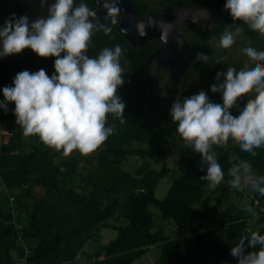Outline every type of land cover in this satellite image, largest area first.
<instances>
[{
    "label": "trees",
    "instance_id": "16d2710c",
    "mask_svg": "<svg viewBox=\"0 0 264 264\" xmlns=\"http://www.w3.org/2000/svg\"><path fill=\"white\" fill-rule=\"evenodd\" d=\"M160 2L168 10L175 5L192 8L211 5L221 14L220 21L211 28L217 37L221 38L225 26H239L241 32L253 39L255 50L264 52V35L251 30L245 22L233 19L224 8L226 0ZM81 3L88 8L95 6L93 0H74L73 7ZM135 10L139 20L149 9L144 6V9L136 7ZM12 14L17 18L40 15V0H0V16L6 20ZM113 19L116 23H112ZM90 21L94 28L85 55L96 58L103 49H114L117 45L122 49L120 65L124 69L125 83L118 88L117 95L125 104L124 123L115 114H107L105 126H113V134L93 151L95 163L83 173L80 155L59 156L61 151L44 145L39 137L28 150H22L20 128L0 145V178L15 196L12 207L0 205V264H18L23 257L26 264L74 262L89 242L97 247L86 255L85 264H130L151 247L159 252L153 264H237L230 249L253 232L247 219L253 216L254 201L264 208V196L251 189L253 197L244 210L238 207L240 194L218 213L199 205L204 184L208 182L200 177L206 175L207 165L195 160L194 151L184 140L179 173L162 199L155 196V187L167 172L166 160L176 152L175 135L178 134L177 124L169 111L156 109L154 105L145 108L149 100L145 91L144 64L161 43L154 41L141 48H132L117 30L118 16L107 17L104 27L95 18ZM106 28L111 30L106 32ZM55 59L41 58L29 48L18 54L0 56V91L12 86L16 74L24 70L34 73L44 69L51 77ZM248 64L253 68L256 64L264 65V61L249 58ZM5 116L16 118L10 111H5ZM231 142L229 139L226 144L213 145L211 149L224 172V179L218 186L231 179L229 169L242 161L248 162L252 171L246 174L241 170V181L245 175H251L259 183V177L264 176V146L254 149L256 155L253 156ZM131 156L142 161L134 171L122 166ZM155 156L162 159L160 169L147 163ZM23 185L26 188H22ZM35 187L40 188L37 194ZM227 190L228 187L223 189L219 201ZM150 204L159 209L161 218L186 229L192 236L171 237L161 227L155 228ZM249 208L252 211H248ZM258 212V220L264 223V211L258 209ZM113 217L120 222L108 224ZM102 227L116 230V235L99 244ZM256 233L264 235V224ZM258 249L259 245L252 250Z\"/></svg>",
    "mask_w": 264,
    "mask_h": 264
},
{
    "label": "clouds",
    "instance_id": "9594fccd",
    "mask_svg": "<svg viewBox=\"0 0 264 264\" xmlns=\"http://www.w3.org/2000/svg\"><path fill=\"white\" fill-rule=\"evenodd\" d=\"M73 3L74 0H55L48 8L47 18L31 23L25 15L17 18L12 14L0 28V56L29 48L41 58H56L51 77L44 69L17 73L12 86L2 89L5 102H0V108L6 111L7 102L13 103V114L24 136H38L44 145L62 150L65 156L74 150L85 155L95 151L114 131L113 126H105L107 114H115L124 123L125 109L117 95L118 88L125 83L120 65L122 49L117 45L103 49L96 58L85 55L94 28L89 17L95 13L86 4L73 7ZM103 7L113 17L120 12L116 0H105ZM224 8L233 19L264 35V0H226ZM138 32L145 36V25H138ZM233 43L234 35L230 32L220 39L223 48ZM243 51L252 61H264V52L251 47ZM196 58L207 61L204 53H197ZM221 75L223 82L214 83L210 91L221 93L222 103L211 102L207 93L200 91L182 101L177 99L170 111L178 135L207 165L206 175L200 179L208 181L211 188L224 179L216 154L211 151L213 145H223L231 139L241 151L253 156L254 149L264 146V65L256 64L238 72L229 68L217 73V81ZM250 91L256 93L254 99L246 103L238 116H233L230 109ZM241 170L250 173L251 165L242 161L229 169V183L234 188L241 187ZM243 179L253 191L264 196V176L259 177V183L251 175ZM257 245L259 249L253 251ZM230 255L237 264H264V235L251 232L242 237L230 249Z\"/></svg>",
    "mask_w": 264,
    "mask_h": 264
},
{
    "label": "rangeland",
    "instance_id": "374dc122",
    "mask_svg": "<svg viewBox=\"0 0 264 264\" xmlns=\"http://www.w3.org/2000/svg\"><path fill=\"white\" fill-rule=\"evenodd\" d=\"M131 1L135 3V6L138 9H144L145 6L149 9L151 15L156 18L164 19V12L169 11L164 9L160 0ZM206 8L215 9L211 5ZM214 12L215 14L213 16V20L207 29L205 28V20L207 18L200 21L189 22L182 26L187 45L182 43H178L177 45V51L181 57L180 62L166 67L160 66L155 62L150 64L148 70V91L152 97V105H154L156 109L167 110L170 112L173 103L177 99L182 101L187 97L198 94L200 91L207 93L211 102L222 103L221 93H212L210 91V88L214 83L223 82L224 77L222 75L219 77V81H217V73H223L229 68H234L237 72L242 69H251L248 64L249 57H247L243 50L249 47L255 49L256 44H254L253 39H251L244 32L239 31L237 33V29L240 28L239 26H225L222 36L226 32L232 33L234 35V43L229 48H223L220 46L221 38L217 37L211 31V28L220 21L221 14L216 10H214ZM4 20L5 18L0 16V28L3 27ZM154 41L158 40L153 39L150 40L149 43ZM197 53H204L207 55V61L204 62L198 60L196 58ZM255 95L256 93L254 91H250L238 98L236 105L230 109L231 114L233 116H238L240 110L249 100L254 99ZM0 102H5L2 91H0ZM14 107L13 103L7 102L6 111H10ZM17 128H20L22 131V150H28L29 145L32 144L38 136H24L22 127L16 123V118L6 117L5 110L0 108V135H5L7 131L14 132ZM175 142L176 152L166 160L167 172L161 179H159L154 190L155 196L159 199H162L166 195L172 180L179 173V168L181 166V154L185 149V144L183 139L178 134L175 135ZM231 144L236 143L233 141ZM20 150L21 149H19V151ZM60 151L59 156L64 155L62 150ZM71 154L80 155V171L82 173L95 163V152L85 155L81 154L77 150H74ZM192 155L196 161L202 160L198 153L193 152ZM141 162L142 161L139 157L131 156L122 163V166L125 170L134 171ZM161 162L162 159L159 156H155L147 160L148 165L154 169H160ZM78 177L79 176H76V179H78ZM75 183H78L77 180ZM226 187H228L226 195L219 201L218 197L223 192V189H226ZM22 188H26V186L23 185ZM204 188L203 198L199 205L202 204V206L208 211L214 210L216 213L229 206L236 199L238 194H240L241 197L238 207L242 210L249 207L250 201L253 197L251 185L244 179L241 181L240 188L232 187L227 180L221 185H217L215 188L209 187V182H207L204 184ZM78 189L80 190L81 188ZM39 190L40 188L35 187L34 193H39ZM16 192L17 191H15V193ZM13 193L14 192L12 191V194ZM27 200H29L30 203V199L27 198ZM0 205L6 208L9 207L8 198L1 194ZM149 209L153 215L155 228L161 227L164 232L171 237L181 234L188 237L192 236V234L187 232L186 229L181 228L178 225H174L170 220L161 218L159 209L153 204L149 205ZM258 209L264 211V208L257 201H254L253 216L247 219V224L253 232H257L264 224L262 221L258 220ZM118 222H120V219L118 220L115 217L107 221L108 224H117ZM115 235L116 230L110 227H102L99 233V244L107 242L115 237ZM96 247V244L90 242L87 243L75 258L74 262H65L64 264H85L86 255L91 253L94 249H96ZM158 253L159 252L156 247H151L145 254H143L140 258L135 259L130 264H153L158 256Z\"/></svg>",
    "mask_w": 264,
    "mask_h": 264
},
{
    "label": "water",
    "instance_id": "95a60500",
    "mask_svg": "<svg viewBox=\"0 0 264 264\" xmlns=\"http://www.w3.org/2000/svg\"><path fill=\"white\" fill-rule=\"evenodd\" d=\"M97 5V9H92L95 13L93 18L102 27L105 25V18L112 17L103 7L105 0H93ZM55 0H40L41 14L33 16L27 14L30 23L38 18H47L48 8L54 4ZM116 6L119 7L120 12L117 30L119 34L126 39L132 48H141L150 40L156 39L162 44L154 49L146 58L144 64V79L146 88V97L148 102L145 108L152 105V97L148 91V70L152 62L160 66H172L181 61V57L177 52L178 40L184 45L187 41L184 38L182 26L189 22L205 20V28L207 29L213 20L215 14L214 9H207L206 7L192 8L190 6L180 7L175 6L171 12H164V19L153 17L150 13L141 20H136V10L129 0H116ZM92 17H89V19ZM145 25V36H140L138 32V25ZM166 34V38L165 37ZM14 108L10 110L13 114ZM149 115L150 112H147Z\"/></svg>",
    "mask_w": 264,
    "mask_h": 264
},
{
    "label": "built area",
    "instance_id": "2783aa9c",
    "mask_svg": "<svg viewBox=\"0 0 264 264\" xmlns=\"http://www.w3.org/2000/svg\"><path fill=\"white\" fill-rule=\"evenodd\" d=\"M11 135H12V131H7L5 135H0V145L3 144ZM0 194L8 198L9 206L12 207L13 202L15 200V196L14 194H12V191L8 189L6 185H4V183L1 181V178H0ZM11 211L13 212V214H15L13 208L11 209ZM27 252L28 250L26 251V253ZM18 264H26L25 257L21 258Z\"/></svg>",
    "mask_w": 264,
    "mask_h": 264
},
{
    "label": "flooded vegetation",
    "instance_id": "af4514ba",
    "mask_svg": "<svg viewBox=\"0 0 264 264\" xmlns=\"http://www.w3.org/2000/svg\"><path fill=\"white\" fill-rule=\"evenodd\" d=\"M131 3H132V1L131 0H129ZM133 4V3H132ZM134 6V8L136 9V7H135V5H133ZM175 6H179V5H175ZM174 6V7H175ZM164 7V9H169L168 7H166V6H163ZM174 7L173 8H171L172 10L174 9ZM180 7H182V6H180ZM184 7H186V6H184ZM198 8H201V7H198ZM90 10H92V9H97V5L95 4V6L94 7H92V8H89ZM172 10H169L168 12H171ZM147 13H146V15L143 17V18H145L146 16H147V14L148 13H150V11L149 10H147L146 11ZM151 14V13H150ZM115 16H118V22H119V15H115ZM113 17V16H112ZM112 17H110V18H112ZM154 17V16H153ZM93 18V17H92ZM107 18V17H106ZM106 18H105V20H106ZM143 18H141V19H143ZM91 19V18H90ZM141 19H139V20H141ZM160 19V18H159ZM136 20H138L137 19V16H136ZM118 25V24H117ZM160 42V41H159ZM149 43V42H148ZM161 43V42H160ZM178 43H182V42H180L179 40H178V42H177V45H178ZM162 44V43H161ZM160 44V45H161ZM183 44V43H182ZM178 52V51H177ZM179 54V53H178Z\"/></svg>",
    "mask_w": 264,
    "mask_h": 264
}]
</instances>
